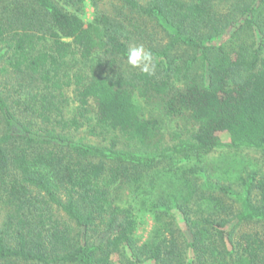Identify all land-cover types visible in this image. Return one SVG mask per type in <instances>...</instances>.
Wrapping results in <instances>:
<instances>
[{"label":"trees","instance_id":"1","mask_svg":"<svg viewBox=\"0 0 264 264\" xmlns=\"http://www.w3.org/2000/svg\"><path fill=\"white\" fill-rule=\"evenodd\" d=\"M83 1L0 0V73L33 81L29 112H52L40 88L69 82L78 108L92 103L97 124L116 134L98 145L32 131L7 101L19 99L0 91V264H264V177H236L256 200L228 218L218 212L227 172L199 165L222 147L264 150V16L254 19L264 0H234V22L211 0H90L88 23L62 5ZM229 24L230 36L250 28L251 43L227 38ZM40 41L49 47L38 49ZM138 45L154 57L152 76L127 64ZM183 47L200 74L188 65L181 74ZM67 57L98 63L60 77ZM135 92L169 95V110L196 128L162 147L158 121L140 115ZM145 212L152 228L141 240Z\"/></svg>","mask_w":264,"mask_h":264},{"label":"rangeland","instance_id":"2","mask_svg":"<svg viewBox=\"0 0 264 264\" xmlns=\"http://www.w3.org/2000/svg\"><path fill=\"white\" fill-rule=\"evenodd\" d=\"M187 1V0H185ZM213 8L217 13L227 14V19L233 17L231 22L236 21L239 16L236 14V1L234 0H211ZM63 7L71 12L78 14L85 23L93 20L96 15L95 8L90 0H84L78 6H71L63 4ZM100 9L105 10L104 5L100 4ZM264 16V8L262 6L256 10L254 19L258 21ZM230 22V23H231ZM233 25L227 26V38L231 37L233 42L249 44L252 41V31L250 28L243 26L235 34L231 35V28ZM233 32V31H232ZM49 41H40L37 45L38 49H44L49 47ZM193 53L190 49L179 48L177 50V62L182 67L181 74L185 70V66H189V72L192 74H200L201 68L198 61L192 59ZM68 64L63 68L60 73V77H63L64 73H73V71L80 70L86 73H93L98 63V57H94L88 61H82L78 57H67ZM184 79L180 76L173 79L172 84L174 87L181 85ZM39 87L42 85L36 82ZM22 85L25 88H20ZM51 85V84H50ZM51 85L47 90L40 88V96L51 97V103L54 104L51 107L52 112L42 113L39 111L38 115H34L29 112V109L25 102L30 94L29 91L34 93L38 88H35L32 80L27 77H16L11 73H0V91L2 95L10 94V97L18 100V104L14 100L7 99L10 103L13 112L16 117L26 125H29V129L32 131H47L52 130L55 133L68 136L70 139L79 140L82 142H89L92 144L106 145L109 143L111 137H116L111 131L102 129L96 122V107L91 103L88 111H82L78 108L77 102L73 96V86L63 84L59 88L52 89ZM169 95L149 94L147 96H139L134 93V98L139 106L140 115L144 118H154L158 121L160 134H161V146L166 148L173 145L180 139L187 138L189 133L192 132L196 126L192 123L189 117L181 112H171L169 110ZM42 98V97H41ZM37 106L45 105L44 100L38 101ZM72 120H76L78 126L71 124ZM125 142V141H124ZM122 145V144H121ZM199 165L208 166L210 172L216 174H222L227 172V180L224 183L227 185V195L221 196L222 206L218 208V212L227 214L228 218H233L238 215L243 209L244 201L250 196L255 201L256 191L251 189V194L245 193V188L238 182L236 177L242 175L246 180L250 177H264V150L252 149V148H218L214 152H211L202 158V162ZM127 194V191H124ZM194 207H197L195 204ZM138 217V230L137 235L139 239L143 240L147 237L150 229L152 228L151 214L145 212ZM172 215L174 221L179 228L184 229V221L181 213L173 208ZM239 227V226H238ZM236 227V231L238 229ZM112 264H120L119 262H113Z\"/></svg>","mask_w":264,"mask_h":264},{"label":"clouds","instance_id":"3","mask_svg":"<svg viewBox=\"0 0 264 264\" xmlns=\"http://www.w3.org/2000/svg\"><path fill=\"white\" fill-rule=\"evenodd\" d=\"M127 64L133 68H139L141 72L148 76L155 73V62L151 51L143 45H138L129 49L127 53Z\"/></svg>","mask_w":264,"mask_h":264}]
</instances>
